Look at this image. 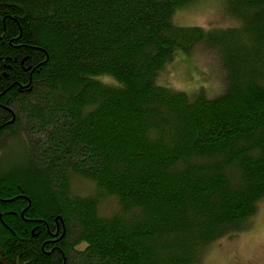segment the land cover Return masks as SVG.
Returning <instances> with one entry per match:
<instances>
[{
    "label": "trees",
    "instance_id": "trees-1",
    "mask_svg": "<svg viewBox=\"0 0 264 264\" xmlns=\"http://www.w3.org/2000/svg\"><path fill=\"white\" fill-rule=\"evenodd\" d=\"M197 1L0 0V264H201L247 229L264 200V0H216L237 26L179 25ZM201 47L223 95L159 83Z\"/></svg>",
    "mask_w": 264,
    "mask_h": 264
},
{
    "label": "rangeland",
    "instance_id": "rangeland-1",
    "mask_svg": "<svg viewBox=\"0 0 264 264\" xmlns=\"http://www.w3.org/2000/svg\"><path fill=\"white\" fill-rule=\"evenodd\" d=\"M175 21L183 26L204 28L238 25L228 11L223 12L222 4L216 0L197 1L188 8L180 10L176 14ZM159 83L173 90L183 91L192 97L200 93L207 99L219 97L226 90L225 74L219 54L210 47L208 49L201 47L190 53L176 51L174 60L166 65ZM8 144L10 148L12 145ZM19 144L16 154L22 157L26 155L27 146L23 141ZM7 152L5 150L2 154L0 167H5L7 164L9 154L7 157L4 156ZM9 158L13 160L12 156ZM79 190L85 193L87 188H79ZM201 264H264V200L257 204L247 229L226 236L208 246Z\"/></svg>",
    "mask_w": 264,
    "mask_h": 264
},
{
    "label": "flooded vegetation",
    "instance_id": "flooded-vegetation-1",
    "mask_svg": "<svg viewBox=\"0 0 264 264\" xmlns=\"http://www.w3.org/2000/svg\"><path fill=\"white\" fill-rule=\"evenodd\" d=\"M57 233V232H56ZM53 237V235H51Z\"/></svg>",
    "mask_w": 264,
    "mask_h": 264
}]
</instances>
